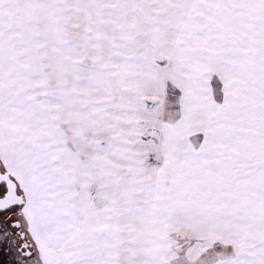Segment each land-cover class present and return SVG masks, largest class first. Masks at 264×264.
<instances>
[{"label":"snow or ice","instance_id":"1","mask_svg":"<svg viewBox=\"0 0 264 264\" xmlns=\"http://www.w3.org/2000/svg\"><path fill=\"white\" fill-rule=\"evenodd\" d=\"M0 264H264V0H0Z\"/></svg>","mask_w":264,"mask_h":264}]
</instances>
